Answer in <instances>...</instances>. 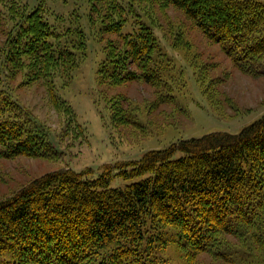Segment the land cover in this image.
Masks as SVG:
<instances>
[{
	"label": "trees",
	"instance_id": "16d2710c",
	"mask_svg": "<svg viewBox=\"0 0 264 264\" xmlns=\"http://www.w3.org/2000/svg\"><path fill=\"white\" fill-rule=\"evenodd\" d=\"M2 1L10 27L0 42V69L17 71L12 76L25 70L22 84L49 83L57 65L86 55L84 32L53 18L40 0ZM160 1L181 10L239 70L264 74V1ZM112 8L113 20L99 32L117 36L123 51L108 48L98 77L111 85L139 80L166 89L168 64L154 33L130 0ZM4 88L0 158L55 155L50 142L11 116ZM50 88L52 102L62 104ZM132 115L119 120L129 123ZM114 178L124 184L111 187ZM256 202L264 203V114L237 133L182 139L100 173L65 168L34 179L0 200V264H166L156 249L172 236L187 254L212 253L220 233L248 223ZM168 229L174 235L167 236Z\"/></svg>",
	"mask_w": 264,
	"mask_h": 264
},
{
	"label": "rangeland",
	"instance_id": "374dc122",
	"mask_svg": "<svg viewBox=\"0 0 264 264\" xmlns=\"http://www.w3.org/2000/svg\"><path fill=\"white\" fill-rule=\"evenodd\" d=\"M40 1L53 18L60 17L84 32L86 55H77L74 65H57V74L47 75L50 82L44 84H22L28 79L25 70L12 76L17 71L7 74L0 69L11 116L56 149L48 158H0V200L52 171L100 173L107 165L138 159L182 139L211 132L237 133L264 114V74L239 70L177 7L160 0H130L134 12L154 33L162 60L168 64L165 89L139 80L111 85L98 77L97 68L108 48L123 51L117 36L99 32L100 26L113 20L112 6L117 1L125 6L126 0ZM5 5L0 2V42L10 27ZM125 17L128 24L133 20V15ZM125 27L129 30V25ZM262 63L264 68V59ZM48 86L62 103L59 106L47 93ZM123 114H133V120H119ZM123 184L119 178L111 181V187ZM253 206L248 223L231 234L220 233L212 253L180 250L171 229L170 241L156 252L166 264H264V203Z\"/></svg>",
	"mask_w": 264,
	"mask_h": 264
}]
</instances>
